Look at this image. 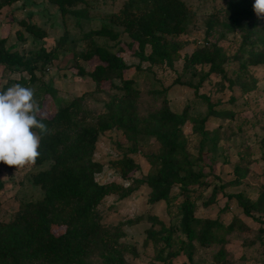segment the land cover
Returning <instances> with one entry per match:
<instances>
[{"label": "trees", "instance_id": "trees-1", "mask_svg": "<svg viewBox=\"0 0 264 264\" xmlns=\"http://www.w3.org/2000/svg\"><path fill=\"white\" fill-rule=\"evenodd\" d=\"M20 1L0 0V9ZM47 1L58 7L62 17H88L89 0ZM101 1L117 4L118 0ZM253 4V0H225L223 9L212 12L206 21L205 44L183 55L186 41L182 36L194 18V11L185 0H121L115 11L105 15L99 28L83 33L80 39L86 42L85 49L74 52L73 65L79 76H87L94 84L93 92L109 93L110 100L103 113L89 120L83 115L85 94L65 102L50 83L42 82L35 90L40 109L47 98L57 104L54 111L38 117L47 125L49 134L41 135L40 157L35 164L50 165L33 176L42 196L23 201L11 220L0 221V264H130L125 255L137 256V251L122 241L126 237L123 227L141 222L152 225L146 232V242L153 244L157 263L175 264L173 260L182 254L185 261L181 264H195L196 242L202 247L220 245L214 259L223 264L228 254L227 237L234 232L252 233L253 228L240 217L225 224L218 218L199 216V204L209 207L217 203L220 193L226 199L224 209L236 203L245 216L256 221L261 220L256 214H264V190L259 191L256 199L243 191L225 190L243 182L250 173V159L240 156L242 163L234 165V178L213 184L208 175L214 173L217 158L204 150L208 141L214 146L219 142L218 134L207 129V122L211 118H233V112L219 106L235 103L236 87L242 93L254 90L257 80L248 74V68L264 67V25L257 19ZM17 23L16 34L24 42L22 28L37 39L48 37L44 27L28 19ZM225 32L241 35L240 50L234 55L240 72L235 77L226 70L230 57L219 44ZM217 33L218 38L211 40ZM121 35L130 40L127 46L131 56L138 60L137 68L143 62L150 67L164 64L173 68L176 61L183 60V69L192 70V77L198 78V83L191 86L195 95L207 103L206 115L192 116L189 105L174 111L165 99L159 109L142 117L138 111L140 90L131 77H125L132 65L123 57L121 47L114 50ZM99 37L116 43L110 47L99 44ZM68 41L65 30L55 47L48 49L42 45L32 53H23L8 46L7 37H1L3 74H20L18 79L9 77L2 90L15 83L28 87L38 82L39 71L59 57ZM214 76L220 79L214 84L220 96L216 101L214 95L200 92L202 85L212 82ZM187 123L200 136L197 156L190 152L183 132ZM101 136L112 137L121 152L110 162L118 180L101 182L96 177L104 170V164L94 157ZM150 138L158 145L156 153L143 151V142ZM138 156L149 160L151 170L147 176L135 177L137 172L142 174ZM142 185L150 189V204L165 202L170 215L171 207L176 205V221L169 218L167 223L158 215L145 213L106 226L98 209L104 198L112 194L128 198ZM211 186L210 196L204 199L203 193ZM4 187L5 181L0 177V193ZM55 228L60 231L56 233ZM177 231L184 238H179L175 249ZM257 236L264 238L263 227L258 228Z\"/></svg>", "mask_w": 264, "mask_h": 264}, {"label": "rangeland", "instance_id": "rangeland-1", "mask_svg": "<svg viewBox=\"0 0 264 264\" xmlns=\"http://www.w3.org/2000/svg\"><path fill=\"white\" fill-rule=\"evenodd\" d=\"M88 17L77 19L67 15L62 17L58 7L47 0H22L11 6L0 9V38L7 37V45H13L23 53L33 52L44 45L51 49L55 47L63 35L68 32L69 41L60 50L59 57L51 64L39 71L40 80L29 85L35 90L42 82L50 83L57 89V96L62 101L69 102L75 97L85 94L83 101V115L94 120L99 114L105 111V104L110 100L111 94L93 92L94 84L87 76H79L78 69L73 65L74 52L78 53L85 49L86 42L80 39L84 32L99 28L105 15L115 11L116 3L111 1L89 0ZM188 6L194 11L193 23L189 30L182 37L186 46L182 55L202 46L206 42V21L212 12L223 9L225 0H185ZM254 1V0H253ZM28 19L48 32V37L40 40L29 34L24 28L23 35L26 41L18 39L16 29L18 21ZM264 25V20H260ZM218 33L211 40L218 38ZM99 44L113 46L116 42L107 38H96ZM130 42L127 35L120 36L119 46L114 48L117 51L121 47L123 57L132 67L125 73L126 78H132L135 87L140 90L138 98V111L142 117L150 112L159 109L166 99L174 111H181L185 105H189L192 116H204L207 113V103L195 95L192 84L198 83V78L192 77V70L183 69V60L176 61L173 68L166 65L149 66L147 62L140 64L131 56V49L127 46ZM219 44L223 47L230 59L227 62L226 70L229 76L235 77L239 72V62L234 55L238 53L241 46L240 32L224 33L219 38ZM149 52V48L147 49ZM29 52V53H30ZM88 66V65H87ZM90 66V65H89ZM248 74L253 75L257 80V86L248 93H242L239 87L235 88L237 100L234 104H223L219 108H225L234 113L233 118H211L206 126L209 131L218 134L219 142L214 146L210 141L205 145L204 150L208 154L216 156L217 162L214 165V173L208 175L213 184H222L234 178V165L242 163L240 156L250 159V173L238 186H227L225 190L230 193L245 192L249 197L256 199L259 191L264 190V67H249ZM26 77L27 75L24 74ZM18 79L20 74L2 72L0 67V90L7 83L8 78ZM218 76L212 77V82H205L200 92L214 95L216 101L220 96L216 92L215 83L219 81ZM43 94V93H42ZM41 94V95H42ZM57 108L55 101L47 98L41 108L40 114H49ZM183 132L189 141V149L193 156H197L200 136L192 130V124L187 123ZM143 151L146 153L158 152V145L150 138L143 142ZM121 156L120 150L115 146L112 137L101 136L95 152V159L104 164V170L96 175L101 182L118 180L115 170L110 162ZM142 166V174L138 172L135 177L148 175L151 170L149 160L138 156ZM50 162L42 165H31L25 168L9 167L3 163L0 166V177L5 181V187L0 193V221L11 220L20 204L26 200H35L42 196L41 188L33 183V176L42 169L48 168ZM212 186L204 193V199L210 196ZM150 189L142 185L132 196L120 199L119 195L112 194L104 198L98 209L102 215L103 223L106 226L116 225L135 218L141 214L151 213L158 215L167 223L169 220L176 221V205L171 207V215L168 213L166 203L161 201L157 204L148 202ZM217 203L204 207L199 204L197 215L208 218H218L223 223H229L233 217H240L245 221L253 232L242 234L234 232L227 237L225 248L228 252L223 264H264V238L257 236L259 227L264 228V214H256L261 220H252L244 215L236 203L224 209L226 199L218 194ZM200 203L201 200H198ZM170 218V219H169ZM151 223L141 222L136 225L123 227L126 237L122 239L127 245L135 247L137 256L126 254L125 258L130 264H159L155 260V249L151 242H146V232L151 228ZM158 228V227H157ZM60 229L55 228V232ZM179 238H184L180 232L175 234V246L178 248ZM196 251L194 255L195 264H219L214 256L218 253L220 245L202 247L195 242ZM175 264L185 261V256L175 258ZM98 264V263H95Z\"/></svg>", "mask_w": 264, "mask_h": 264}, {"label": "clouds", "instance_id": "clouds-1", "mask_svg": "<svg viewBox=\"0 0 264 264\" xmlns=\"http://www.w3.org/2000/svg\"><path fill=\"white\" fill-rule=\"evenodd\" d=\"M253 10L264 20V0H254ZM40 111L34 88L15 83L0 90V163L16 169L36 163L41 135L49 134Z\"/></svg>", "mask_w": 264, "mask_h": 264}]
</instances>
